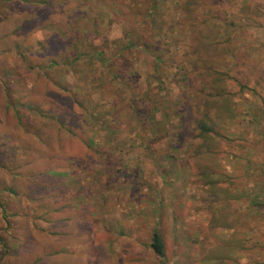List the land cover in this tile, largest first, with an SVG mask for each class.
Masks as SVG:
<instances>
[{"label": "rangeland", "instance_id": "1", "mask_svg": "<svg viewBox=\"0 0 264 264\" xmlns=\"http://www.w3.org/2000/svg\"><path fill=\"white\" fill-rule=\"evenodd\" d=\"M2 1L0 264H264V0Z\"/></svg>", "mask_w": 264, "mask_h": 264}, {"label": "trees", "instance_id": "2", "mask_svg": "<svg viewBox=\"0 0 264 264\" xmlns=\"http://www.w3.org/2000/svg\"><path fill=\"white\" fill-rule=\"evenodd\" d=\"M0 1H2V0H0ZM16 1L19 3H23V2L30 3V0H16ZM134 45L135 44H133V42H129V44L127 46H125V49L134 47ZM100 55H102V52L100 53ZM98 57H99V55H98ZM26 108L28 110L27 106H26ZM250 121L253 122V124H258L256 122L255 117H252L250 119ZM193 123H194V131L198 134L197 138L202 140V148H203L204 147L203 141H206V140L209 141L211 139L210 134L212 132L214 134V128H213L214 124L212 123L211 119H209L208 116H203L199 120L193 121ZM14 193H15V191H14ZM247 196H249V194H247ZM254 199H256V198H254ZM1 209H2V211H4V208L2 206H1ZM159 235L160 234L157 231L153 232V234L150 237V239H151L150 248L152 249V251L155 253V255L161 261H164V258H165L164 243H163V240L160 238ZM163 264H164V262H163Z\"/></svg>", "mask_w": 264, "mask_h": 264}, {"label": "crops", "instance_id": "3", "mask_svg": "<svg viewBox=\"0 0 264 264\" xmlns=\"http://www.w3.org/2000/svg\"><path fill=\"white\" fill-rule=\"evenodd\" d=\"M240 195H241V198H243V199H249V196H247V194L241 193Z\"/></svg>", "mask_w": 264, "mask_h": 264}]
</instances>
